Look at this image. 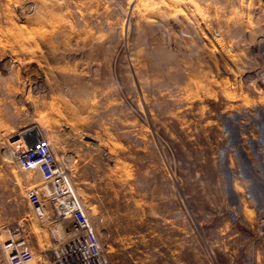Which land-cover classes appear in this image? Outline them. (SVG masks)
I'll return each mask as SVG.
<instances>
[{
    "label": "rangeland",
    "instance_id": "374dc122",
    "mask_svg": "<svg viewBox=\"0 0 264 264\" xmlns=\"http://www.w3.org/2000/svg\"><path fill=\"white\" fill-rule=\"evenodd\" d=\"M55 177L106 264H264V0H0V264L67 252Z\"/></svg>",
    "mask_w": 264,
    "mask_h": 264
},
{
    "label": "built area",
    "instance_id": "2783aa9c",
    "mask_svg": "<svg viewBox=\"0 0 264 264\" xmlns=\"http://www.w3.org/2000/svg\"><path fill=\"white\" fill-rule=\"evenodd\" d=\"M39 134V133H38ZM26 143H30L26 140ZM18 163L23 170L30 171L35 168L49 165L50 175L57 176L58 169L52 163V150L45 136L39 134L34 145L24 154L17 157ZM56 179V177H55ZM53 181L55 194L57 196L58 214L63 220L72 219L70 230V242L67 252L55 260L54 264H106L99 243L92 235L89 223L79 215L72 201L64 196L60 180ZM60 195H63L60 197ZM37 196L33 200L37 201ZM7 264H29L33 261V253L24 246V243L10 237L4 243Z\"/></svg>",
    "mask_w": 264,
    "mask_h": 264
},
{
    "label": "water",
    "instance_id": "95a60500",
    "mask_svg": "<svg viewBox=\"0 0 264 264\" xmlns=\"http://www.w3.org/2000/svg\"><path fill=\"white\" fill-rule=\"evenodd\" d=\"M28 131V130H27ZM22 133H19L18 135H17V139H19V138H21L22 137ZM23 137H24V135H23ZM22 137V138H23ZM21 138V139H22ZM34 143H35V140H34ZM34 145V144H33ZM32 145V146H33ZM30 144L28 145L27 143H26V141L25 140H22L21 141V144H20V146H19V149L17 150V151H15V155L16 156H20V155H22V154H24L29 148H31L32 147Z\"/></svg>",
    "mask_w": 264,
    "mask_h": 264
}]
</instances>
